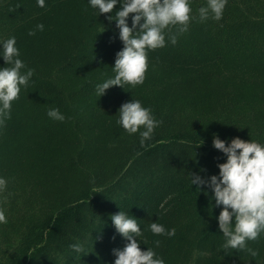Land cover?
<instances>
[{
	"label": "trees",
	"instance_id": "1",
	"mask_svg": "<svg viewBox=\"0 0 264 264\" xmlns=\"http://www.w3.org/2000/svg\"><path fill=\"white\" fill-rule=\"evenodd\" d=\"M205 3L191 0L193 19L176 44L148 52V64L176 77L143 102L162 123L141 144L139 133L87 131L75 108L92 88L64 80L79 71L99 83L111 75L123 44L107 17L120 5L97 15L87 0H46L45 7L0 0V38L15 36L35 70L0 125V176L8 181L0 240L17 237L22 253L14 264H113V249L126 243L110 218L119 210L138 220L141 247H153L165 264H264V232L248 242L255 256L224 249L216 219L222 206L210 188L201 186L205 194L190 181L217 174L226 159L214 135L264 143V0H227L221 19L200 20ZM53 107L64 121L47 116ZM155 220L175 235H154L148 224Z\"/></svg>",
	"mask_w": 264,
	"mask_h": 264
},
{
	"label": "clouds",
	"instance_id": "2",
	"mask_svg": "<svg viewBox=\"0 0 264 264\" xmlns=\"http://www.w3.org/2000/svg\"><path fill=\"white\" fill-rule=\"evenodd\" d=\"M39 7H45L46 0H36ZM96 14L112 13L114 6L120 7L109 15L115 20L119 30L118 38L123 47L116 52L112 65L113 76L95 85L97 97L105 94L111 86L135 87L143 84L148 69V52L165 47L167 42L177 43L178 36L188 31L193 19L191 0H87ZM227 0H206L198 9L199 19L209 16L219 20L223 16ZM131 14V17H130ZM131 19L129 26L128 19ZM36 28L44 29L42 23ZM175 31H172V29ZM30 36L35 30H29ZM167 37V40H166ZM0 125L11 118L12 102L19 99L22 87L27 88L34 75V69L21 59L16 37L0 38ZM116 121L129 135L139 133L140 143L151 140L154 131L162 121L158 120L150 107L142 105L139 99L123 102L118 110ZM47 116L56 121H64L65 115L58 107L47 110ZM213 147L222 152L226 159L218 163L217 174L207 179L199 174H191V185L205 190L211 189L216 206H222L216 217L218 228L224 237L222 247L232 250H246L256 255L249 247L264 232V143L257 140H244L234 137L226 143L218 135L213 136ZM8 181L0 176V193L7 188ZM205 194H207L205 190ZM116 233L126 239L122 248L113 249V264H165L153 247H141L137 237L143 235L138 220L119 210L111 215ZM7 223L5 211L0 208V224ZM148 229L154 235L174 236L175 228H166L162 223L152 221ZM159 245L160 241H153ZM76 253L83 251V245L70 246Z\"/></svg>",
	"mask_w": 264,
	"mask_h": 264
},
{
	"label": "rangeland",
	"instance_id": "3",
	"mask_svg": "<svg viewBox=\"0 0 264 264\" xmlns=\"http://www.w3.org/2000/svg\"><path fill=\"white\" fill-rule=\"evenodd\" d=\"M114 73L111 72V76ZM106 76V79L109 78ZM176 76L167 69L148 64L143 84L132 87L125 85V89L120 86H111L106 90L105 94L97 97L95 92L96 78H89V71H79L67 74L64 77L66 84L71 87L78 88L81 83H87L92 88L88 99H82V103H78L76 109L77 116L81 120V124L91 134L97 136L98 128L108 130L109 136L112 137L116 133L126 132L120 125L116 123L119 112V106L130 99H139L143 105L149 94L156 95L163 89L165 82H172ZM90 82H94L93 85ZM167 92L175 91L174 88L166 89ZM99 126V127H98ZM67 189L70 190L71 180L67 181ZM11 240L8 244L6 240H0V264H14L19 259L20 252L17 237L11 234ZM2 242V243H1Z\"/></svg>",
	"mask_w": 264,
	"mask_h": 264
}]
</instances>
